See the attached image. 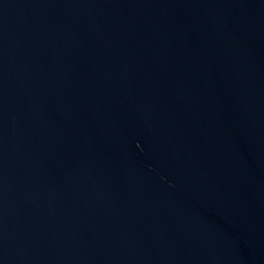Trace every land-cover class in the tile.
<instances>
[{
    "label": "water",
    "instance_id": "95a60500",
    "mask_svg": "<svg viewBox=\"0 0 264 264\" xmlns=\"http://www.w3.org/2000/svg\"><path fill=\"white\" fill-rule=\"evenodd\" d=\"M0 264H264V0H0Z\"/></svg>",
    "mask_w": 264,
    "mask_h": 264
}]
</instances>
